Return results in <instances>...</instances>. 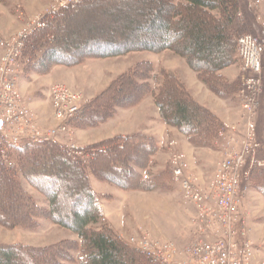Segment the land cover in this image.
Wrapping results in <instances>:
<instances>
[{
    "label": "rangeland",
    "instance_id": "obj_1",
    "mask_svg": "<svg viewBox=\"0 0 264 264\" xmlns=\"http://www.w3.org/2000/svg\"><path fill=\"white\" fill-rule=\"evenodd\" d=\"M65 1L67 5L64 8L75 6L58 14L52 30L57 41L59 32L61 39L57 44L49 43L46 47L49 51L64 50V46L72 47L78 38L86 39L78 44L80 50L64 52L66 59L77 58V53L122 52L125 48L142 44L159 46L164 38L174 41L163 28L150 26L151 21L141 17L148 15L149 9L159 14L167 4L165 0L154 3L0 0V63L10 41L19 36L25 27ZM93 1H102L103 4L94 6ZM173 1L178 4L183 0ZM239 17L244 23V32L264 40V1L261 6H253L252 0H241ZM130 21H135V24H130ZM162 21L164 25L165 19L162 18ZM88 40L92 42L89 44ZM98 41L105 44L97 46ZM45 43L44 40L42 44ZM33 46L35 50L29 55L35 58L43 51L35 44ZM149 62L156 73L165 71L176 75L196 101L217 115L223 126L219 135L207 141L190 140L162 120L151 93L143 95L144 91L150 92L152 88L142 87L140 94L133 85L127 86L128 81L123 86L126 97L120 96V103L125 104H119L114 113L96 110L94 117L83 120V125L69 126V134L58 131L56 110L50 95L54 86L62 85L80 93L83 113L88 115L94 109L91 106L93 101L106 93L105 90L120 76L134 70L139 63ZM26 66L21 64L19 67L17 86L20 103L30 111L31 116L28 122L17 124L15 130L8 129L5 134L19 138V147L31 146H26L25 151L19 154L13 150L19 147L9 144H1L0 147L5 152V156L0 154V247L21 246L44 251L32 257L21 255L19 264H35L39 257L44 258L41 264H82L79 237L55 222L48 197L49 193L57 195L58 211L64 215L63 220L71 224L75 215L86 209L87 200L84 197L81 198L84 200H78L85 193L83 181L78 170L67 166V160H75L87 170L91 188L101 205L103 220L99 225L91 226L93 230L107 227L136 253L139 252L133 248L131 239L142 234H149L162 243H174L180 248L191 243L195 209L181 197L179 183L172 176L171 159L176 153H190L187 147L193 148L195 153L190 164L196 173L193 167L192 172L207 182L220 162L243 149L249 117L241 96V62L237 59L234 65L215 78L210 76L206 80L193 71L183 57L168 50L132 52L106 59L87 57L76 64L50 65L44 70L33 69L31 73L25 71ZM159 87L153 84L155 91ZM226 114L227 119L224 117ZM253 120L258 145L256 156L264 163V82ZM22 124L23 127H20ZM226 125L231 129H225ZM79 131H82L83 138L79 136ZM87 137L91 141L86 144ZM42 138L50 139L45 141ZM201 142L206 147H200ZM93 151L100 153L92 154L95 153ZM90 155H94L93 158L91 156L90 159ZM255 169L263 170L264 167ZM35 170L38 173L32 175ZM58 170H62V175L56 173ZM107 175L114 176L119 186L102 178ZM137 176L152 179L154 188L146 191L136 189ZM32 177L37 181L43 180V184L33 182ZM48 177H52L50 181ZM257 180L255 184L252 181L244 184L241 211L252 232L255 248L264 256V194L260 190L264 178L260 176ZM55 250L57 252L53 254L51 251Z\"/></svg>",
    "mask_w": 264,
    "mask_h": 264
},
{
    "label": "trees",
    "instance_id": "obj_2",
    "mask_svg": "<svg viewBox=\"0 0 264 264\" xmlns=\"http://www.w3.org/2000/svg\"><path fill=\"white\" fill-rule=\"evenodd\" d=\"M119 1H147L154 3L161 0ZM165 1L167 4L164 8H161L159 14H155L153 9H149L148 15H142L141 17L142 20L148 18L151 21L150 26L158 27L159 29L163 28L166 35L172 36L174 41L164 38L159 46L142 44L141 46L133 48H125L122 52L113 50L99 53H77V58L69 57L66 59L63 53H71L73 50H78V44L81 41L85 42L86 39L78 38L79 40L77 39L78 42L74 43L72 46L73 48L71 46H64L65 51L58 47V49L49 51L46 46L50 45L49 43L57 44L60 41L61 34L60 32L58 33L59 39L57 41L53 34L52 24L58 19V14L75 6V4H73L58 11V13L56 12V14L49 18L46 28L40 30L31 37L30 43L35 44L43 52L37 53L34 56L35 58L32 59L29 66L27 65L28 67H25V71L31 73V71H34L33 69L44 70L50 65L76 64L79 63L81 59L87 57L106 59L132 52L147 51L158 53L168 50L183 57L190 68L197 72L203 80H206V78L210 76L215 78L220 72L234 65L237 59L240 62L238 41L243 35L247 34V32H244L246 30L243 25L244 23L239 17L241 0H183L178 4L174 3L173 0ZM102 4V1H93L92 5L98 6ZM162 18L165 19L164 25ZM131 23L135 24V21H130V24ZM92 33L91 31V34ZM44 40L46 43L42 44ZM98 42L97 46H99V44H105V42ZM146 65L148 67H146ZM126 81L129 83L127 86L133 85L136 91L141 90L142 87L145 86L152 88L150 92L149 90L144 91L143 95L146 96L151 93L155 99L162 120L167 125L178 129L180 133L190 140L200 139L207 141L209 138L216 137L219 135V132H221L223 126L215 113L196 101L191 93L186 90L184 83L176 75L165 71L160 72V74L156 73L154 66L150 62L147 64L139 63L134 70L120 76L107 90H105L107 91L106 93L104 92L96 101H93L91 104L94 108L91 112L92 114L89 113L87 115L82 113L80 116L72 119L69 126L72 128L79 126L86 118L94 117L93 114L96 110L98 112L114 113L115 108L119 107V104H125L120 103V96L121 98H125L127 95L123 87ZM150 83H152V86ZM153 84L158 85V87L160 86L159 89L155 91L153 89ZM139 93L141 94L140 91ZM83 124L84 123L81 125ZM199 144L200 147H206L202 142ZM26 146L31 145L27 144L17 149L13 148V150L18 154L23 153ZM93 152L95 153L92 154L100 153V151ZM102 153L103 151H101V154ZM91 156L93 158L94 155H90V159ZM66 162L68 163V167L79 171L85 193L79 196L78 200H84L81 199L82 197L87 200L85 204L86 209L83 210L82 213H77L74 222L71 224L63 220L64 215L58 211L57 195L49 193L48 197L52 205V214L55 222L70 229L79 237L82 248V255L80 257L82 264H152L143 254L129 250L107 227L94 230L91 228V226L99 225L101 220H103L101 205L91 188L87 170L84 169L81 163H77L75 160H69V162L67 160ZM37 173L38 170H35L32 175ZM56 173L62 175V170H58ZM125 176L128 175L125 174ZM260 176L264 178V169H253L249 182L252 181L255 184ZM139 177L140 176L135 177L138 179V184L135 186L136 189L146 191L154 188L155 185L152 184V179H146L144 176H142L143 179ZM51 178L52 177H48V181H50ZM102 178L106 181H113L115 185L119 186L118 182L114 181V176L107 175ZM32 179L31 180L37 184H43V180L38 179L37 181L34 177H32ZM121 184L125 185L124 182H121ZM148 184L150 185L148 186ZM127 185H129V183ZM120 187L123 188L124 186L120 185ZM260 190L264 194V181ZM43 252L44 251L40 249H29L21 246L0 247V264H19L21 255L32 257L34 254L40 255L43 254ZM51 252L54 254L57 251ZM41 261H44V258L39 257L36 259L35 264H41Z\"/></svg>",
    "mask_w": 264,
    "mask_h": 264
},
{
    "label": "built area",
    "instance_id": "obj_3",
    "mask_svg": "<svg viewBox=\"0 0 264 264\" xmlns=\"http://www.w3.org/2000/svg\"><path fill=\"white\" fill-rule=\"evenodd\" d=\"M263 1L252 0V3L253 6H261ZM66 5L65 1L59 7H54L25 27L7 45L6 55L0 63V147L1 144L19 147V138L5 133L8 129L15 130L19 123L28 122L31 116L30 111L20 103L17 86L20 65H29L33 59L29 55L35 50L30 43L31 37L46 28L49 18ZM238 53L242 67L241 96L249 117L243 149L220 162L207 182L192 172L186 154L176 153L172 156V175L179 183L181 197L195 209L192 221L195 229L191 243L184 248L171 242L154 240L149 234L132 238L133 248L152 264H264V256L255 248L251 230L241 211L244 184L249 182L253 169L264 167L256 156L258 145L253 120L263 90L264 40L245 34L238 41ZM50 95L56 110L58 131L69 134L70 121L83 113V98L80 93L62 85L54 86ZM225 129L231 127L226 125ZM42 139L46 141L50 138ZM0 154L5 156L2 150Z\"/></svg>",
    "mask_w": 264,
    "mask_h": 264
},
{
    "label": "crops",
    "instance_id": "obj_4",
    "mask_svg": "<svg viewBox=\"0 0 264 264\" xmlns=\"http://www.w3.org/2000/svg\"><path fill=\"white\" fill-rule=\"evenodd\" d=\"M203 93H205V91H203ZM215 112H217L218 114H219V111H217L216 109H213ZM219 115H221V117H223V115L222 114H219ZM226 116H228V114H226V115H224V117L227 119V117ZM80 132H82V131H79V136L80 137H82V135L80 134ZM84 132V131H83ZM83 138V137H82ZM88 138V137H87ZM85 139V143L87 144L89 141H91V139L90 138H88V139ZM187 149H188V151L191 153H186V154H188V159L190 160V163L192 164V162H193V155L192 154H194L195 153V151H194V149L192 148V150L190 149V147H187ZM191 167H193V165H191ZM193 169V171L195 172V170H194V167L192 168ZM196 173V172H195ZM253 230V229H252ZM251 239L253 238V235H252V232H251ZM254 239V238H253Z\"/></svg>",
    "mask_w": 264,
    "mask_h": 264
}]
</instances>
